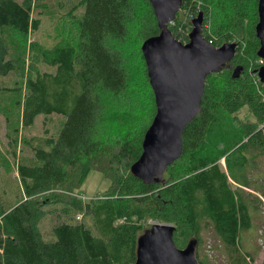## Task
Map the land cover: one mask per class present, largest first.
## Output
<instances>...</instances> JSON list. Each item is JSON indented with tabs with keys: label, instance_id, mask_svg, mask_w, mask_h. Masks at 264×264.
I'll return each instance as SVG.
<instances>
[{
	"label": "trees",
	"instance_id": "obj_1",
	"mask_svg": "<svg viewBox=\"0 0 264 264\" xmlns=\"http://www.w3.org/2000/svg\"><path fill=\"white\" fill-rule=\"evenodd\" d=\"M181 1L167 24L176 40L187 41L202 12L210 25L202 36L215 47L235 42V54L231 69L206 76L200 112L163 183L144 184L129 167L155 113L140 51L159 32L148 0H0V116L11 157L21 152L15 199L0 195V264H135L149 221L172 226L178 251L193 243L197 264H209L198 250L205 237L218 242L221 264L253 263L239 234L264 198L255 188L264 185L257 0ZM48 20L50 46L32 38ZM243 108L252 121L239 117ZM51 114L62 118L55 133L29 135ZM90 171L108 185L85 200L78 189ZM51 212L54 239L45 241L39 222Z\"/></svg>",
	"mask_w": 264,
	"mask_h": 264
},
{
	"label": "water",
	"instance_id": "obj_2",
	"mask_svg": "<svg viewBox=\"0 0 264 264\" xmlns=\"http://www.w3.org/2000/svg\"><path fill=\"white\" fill-rule=\"evenodd\" d=\"M158 34L147 37L140 45L146 76L153 93L155 113L141 140V152L130 165V174L142 183H163L162 174L182 152L184 127L200 112L201 97L207 75L218 73L235 54V42L211 45L201 34L202 12L190 21L187 41L176 40L167 24L181 7V0H148ZM258 39L256 56L262 65L255 71L264 85V0H257ZM237 78L241 66L232 70ZM172 226L157 223L146 240L137 242L135 264H197L190 245L178 251L172 243Z\"/></svg>",
	"mask_w": 264,
	"mask_h": 264
},
{
	"label": "rangeland",
	"instance_id": "obj_3",
	"mask_svg": "<svg viewBox=\"0 0 264 264\" xmlns=\"http://www.w3.org/2000/svg\"><path fill=\"white\" fill-rule=\"evenodd\" d=\"M195 17V16H194ZM203 22V19H202ZM209 23L202 24V30H209ZM52 34V24L48 21H44L38 31V33L32 35V38H38L41 42H43L46 46H50L51 42L48 43L47 34ZM239 117L248 118V120H253V117L249 114L246 108H243L238 113ZM62 121L61 116L59 115H39L36 120L33 128L30 130L29 135H40L43 130L46 129L50 134H53L57 131L60 123ZM6 129L4 126V122L2 117L0 116V174H4L6 169H9L6 172V176L4 177V181L7 182L5 184L0 177V195L5 198H10L11 200L15 199V191H16V159L21 155V152L16 150V157L12 158L10 155V147L7 143V138L5 136ZM4 162L1 165V162ZM253 178V177H251ZM108 185V181L104 179L101 174L97 171H90L87 175L85 181L78 189V193L85 200L92 198L95 195L100 194L103 190L106 189ZM255 188L258 190L264 191V185H255ZM257 211V215L253 218L252 226L243 232H240L239 236L242 239V243L244 245V249L251 252L254 255V261L252 264H264V232L262 231V226L264 224V198H262V205ZM54 212L46 215L39 222V230L43 240L51 241L54 239V235L52 233V226L56 222ZM76 219H80V216L77 215ZM149 228H147L139 241L146 240L148 236L151 234L152 227L157 225V222L149 221ZM193 243H191L192 245ZM218 242L212 241V238L205 237V244L202 247H198L200 254L207 255V261L209 264H221L220 260L221 255H216L214 252L216 246H218ZM193 249V248H192Z\"/></svg>",
	"mask_w": 264,
	"mask_h": 264
}]
</instances>
